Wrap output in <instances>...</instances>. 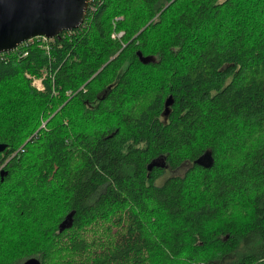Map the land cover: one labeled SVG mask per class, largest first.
<instances>
[{
  "label": "trees",
  "instance_id": "obj_1",
  "mask_svg": "<svg viewBox=\"0 0 264 264\" xmlns=\"http://www.w3.org/2000/svg\"><path fill=\"white\" fill-rule=\"evenodd\" d=\"M0 143V264H264V0H89L0 52Z\"/></svg>",
  "mask_w": 264,
  "mask_h": 264
},
{
  "label": "water",
  "instance_id": "obj_2",
  "mask_svg": "<svg viewBox=\"0 0 264 264\" xmlns=\"http://www.w3.org/2000/svg\"><path fill=\"white\" fill-rule=\"evenodd\" d=\"M89 0H0V52L16 48L36 36L53 38L64 30L79 27L85 17ZM140 58L146 61L139 52ZM6 144L0 143V152ZM209 161V163H207ZM196 162L212 164L210 151ZM23 264H41L35 256Z\"/></svg>",
  "mask_w": 264,
  "mask_h": 264
},
{
  "label": "rangeland",
  "instance_id": "obj_3",
  "mask_svg": "<svg viewBox=\"0 0 264 264\" xmlns=\"http://www.w3.org/2000/svg\"><path fill=\"white\" fill-rule=\"evenodd\" d=\"M39 78H41V77H39ZM42 80H43V78H42ZM153 163L162 164V165L165 166V174L157 180V183H159V184H161L168 176H171V175H183L186 172V170L188 169V167L191 165V162L185 161L179 167H177L176 169H172L170 166H168L165 163L163 155L158 157L157 159H155L153 161Z\"/></svg>",
  "mask_w": 264,
  "mask_h": 264
},
{
  "label": "built area",
  "instance_id": "obj_4",
  "mask_svg": "<svg viewBox=\"0 0 264 264\" xmlns=\"http://www.w3.org/2000/svg\"><path fill=\"white\" fill-rule=\"evenodd\" d=\"M122 32H113V36H121ZM43 36V35H41ZM45 37V36H43ZM34 38V37H33ZM33 38H30V39H33ZM45 38H49V37H45ZM29 77H31L32 79V83L39 89H43L44 88V83H43V80L42 78H39V77H36V76H32L30 74H28Z\"/></svg>",
  "mask_w": 264,
  "mask_h": 264
}]
</instances>
